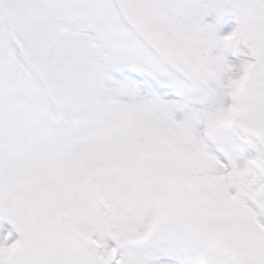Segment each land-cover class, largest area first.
Returning <instances> with one entry per match:
<instances>
[{
    "label": "snow or ice",
    "instance_id": "obj_1",
    "mask_svg": "<svg viewBox=\"0 0 264 264\" xmlns=\"http://www.w3.org/2000/svg\"><path fill=\"white\" fill-rule=\"evenodd\" d=\"M0 264H264V0H0Z\"/></svg>",
    "mask_w": 264,
    "mask_h": 264
},
{
    "label": "rangeland",
    "instance_id": "obj_2",
    "mask_svg": "<svg viewBox=\"0 0 264 264\" xmlns=\"http://www.w3.org/2000/svg\"><path fill=\"white\" fill-rule=\"evenodd\" d=\"M222 18H223V17H222ZM222 18H221V20H222ZM213 19H214V14L209 15V16L205 17V22H212ZM221 20L217 23V26H216V27H218V25H219V23L221 22ZM226 58H227L230 62H233V63H239V61H240V59H241V57H239V56H235V55H233L231 52L226 53Z\"/></svg>",
    "mask_w": 264,
    "mask_h": 264
}]
</instances>
